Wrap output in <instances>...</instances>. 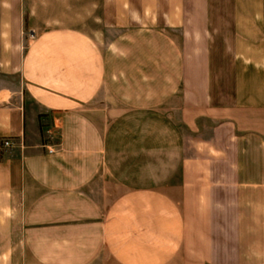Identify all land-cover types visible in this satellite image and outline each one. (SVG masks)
I'll return each mask as SVG.
<instances>
[{
    "label": "crops",
    "instance_id": "obj_1",
    "mask_svg": "<svg viewBox=\"0 0 264 264\" xmlns=\"http://www.w3.org/2000/svg\"><path fill=\"white\" fill-rule=\"evenodd\" d=\"M4 137L0 264H264V0H0Z\"/></svg>",
    "mask_w": 264,
    "mask_h": 264
},
{
    "label": "trees",
    "instance_id": "obj_2",
    "mask_svg": "<svg viewBox=\"0 0 264 264\" xmlns=\"http://www.w3.org/2000/svg\"><path fill=\"white\" fill-rule=\"evenodd\" d=\"M7 147L4 146V138H1V149H0V158L2 161L5 159Z\"/></svg>",
    "mask_w": 264,
    "mask_h": 264
},
{
    "label": "rangeland",
    "instance_id": "obj_3",
    "mask_svg": "<svg viewBox=\"0 0 264 264\" xmlns=\"http://www.w3.org/2000/svg\"><path fill=\"white\" fill-rule=\"evenodd\" d=\"M9 82H8V84H11V86H14V87H18L20 85V82H19L18 78H16V77L10 78Z\"/></svg>",
    "mask_w": 264,
    "mask_h": 264
},
{
    "label": "built area",
    "instance_id": "obj_4",
    "mask_svg": "<svg viewBox=\"0 0 264 264\" xmlns=\"http://www.w3.org/2000/svg\"><path fill=\"white\" fill-rule=\"evenodd\" d=\"M14 141L11 138L4 137V146L5 147H11L13 145Z\"/></svg>",
    "mask_w": 264,
    "mask_h": 264
}]
</instances>
